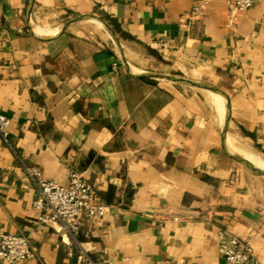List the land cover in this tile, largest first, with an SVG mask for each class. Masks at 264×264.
<instances>
[{"label": "crops", "instance_id": "1", "mask_svg": "<svg viewBox=\"0 0 264 264\" xmlns=\"http://www.w3.org/2000/svg\"><path fill=\"white\" fill-rule=\"evenodd\" d=\"M0 0V231L16 264H264V0ZM70 169L108 205L71 237L38 219L24 166ZM0 264H2L0 260Z\"/></svg>", "mask_w": 264, "mask_h": 264}, {"label": "built area", "instance_id": "2", "mask_svg": "<svg viewBox=\"0 0 264 264\" xmlns=\"http://www.w3.org/2000/svg\"><path fill=\"white\" fill-rule=\"evenodd\" d=\"M210 0H198L192 6L195 13L201 12ZM253 0H226L231 15L238 14L252 5ZM9 118L0 113V137L9 145ZM28 180L36 190L32 205L41 212L38 219L42 222L58 225L61 230L75 237L80 228L82 216H102L108 211V205L94 199L92 184L77 170L70 169L66 184L44 178L40 169L34 165L24 166ZM218 250L233 264H257L253 248L236 235L218 231ZM82 264H109L103 259L91 257L85 249H80ZM34 249L27 235L11 231H0V260L2 264H16L32 257Z\"/></svg>", "mask_w": 264, "mask_h": 264}]
</instances>
